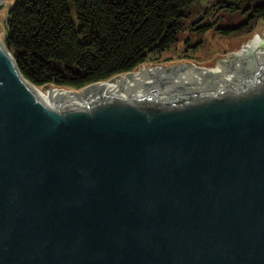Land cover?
<instances>
[{"label":"water","instance_id":"95a60500","mask_svg":"<svg viewBox=\"0 0 264 264\" xmlns=\"http://www.w3.org/2000/svg\"><path fill=\"white\" fill-rule=\"evenodd\" d=\"M42 88L0 40V264H264V32Z\"/></svg>","mask_w":264,"mask_h":264},{"label":"trees","instance_id":"16d2710c","mask_svg":"<svg viewBox=\"0 0 264 264\" xmlns=\"http://www.w3.org/2000/svg\"><path fill=\"white\" fill-rule=\"evenodd\" d=\"M203 1L13 0L3 46L33 86L78 90L165 52L196 27L191 7ZM213 2L207 7L224 4L218 9L241 16L240 29L249 31L253 21L264 19V0ZM204 28L209 25L196 32ZM216 29L221 36L229 33Z\"/></svg>","mask_w":264,"mask_h":264},{"label":"rangeland","instance_id":"374dc122","mask_svg":"<svg viewBox=\"0 0 264 264\" xmlns=\"http://www.w3.org/2000/svg\"><path fill=\"white\" fill-rule=\"evenodd\" d=\"M213 1L214 0H207L193 5L191 7V13L194 15L192 19L194 20L196 18L195 25H192V27L196 26L193 28L194 31L185 30L181 34L180 39L173 46L163 53L148 56L146 61L142 64H153L178 59H190L197 62L208 61L216 54L233 53L255 35L264 32L263 18L253 21L249 31L240 29V25L244 21L243 19L241 20L242 17L236 15L231 18L228 15V8L218 9V6H223L224 4L212 5L208 8L207 5L214 3ZM12 3L13 0L4 1L0 17V40L2 44L7 32V9ZM8 4H10V6H7ZM223 10H225L228 16L225 15ZM205 24L206 26L209 25V28H204L205 30L196 32V29L203 27ZM216 28L226 29L229 33L227 36H221L216 33ZM60 89H64L65 91H76L73 88L67 87Z\"/></svg>","mask_w":264,"mask_h":264},{"label":"bare ground","instance_id":"6f19581e","mask_svg":"<svg viewBox=\"0 0 264 264\" xmlns=\"http://www.w3.org/2000/svg\"><path fill=\"white\" fill-rule=\"evenodd\" d=\"M255 36H256V35H255ZM255 36H254V37H255ZM59 91H60V90H59ZM62 91H63V90H62Z\"/></svg>","mask_w":264,"mask_h":264}]
</instances>
